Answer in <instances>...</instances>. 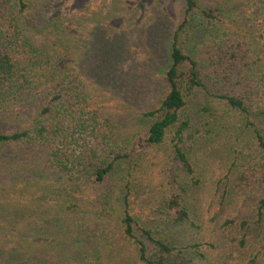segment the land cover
<instances>
[{
    "label": "trees",
    "instance_id": "trees-1",
    "mask_svg": "<svg viewBox=\"0 0 264 264\" xmlns=\"http://www.w3.org/2000/svg\"><path fill=\"white\" fill-rule=\"evenodd\" d=\"M183 1V16L173 32L170 61L162 76L167 91L157 107L143 113L150 120L133 142L129 160L136 163L135 157L146 149L168 143L169 190L161 203L164 217H159L154 226L139 224L129 211L126 192L121 199V216L111 227L125 247L113 254L115 264H190L189 250L200 258L204 256L201 247L205 243L182 245L176 233L195 224L187 196L201 180L193 156L197 131L183 110L196 91L210 97L200 104V111L213 115L214 105L216 110L245 115L251 137L236 141L221 182L226 191L254 193L255 222L263 218L264 50L258 49L255 39L222 28L225 8L218 2ZM28 6L27 0H0V149L15 146L27 153L16 161L9 154L0 160V171H11L14 180L7 189L38 187L43 180L102 184L130 153L120 152L107 118L89 111L79 74L66 70L60 61L55 63L56 58L62 59L61 54L50 53L25 35ZM62 44L68 51V45ZM71 53L76 54L77 48ZM30 110L34 117L29 123L24 121V114ZM209 118L214 119L210 124L217 123L215 115ZM31 150H36L39 160ZM49 173L52 178H47ZM11 199L14 202L15 197ZM52 199L62 205L60 211L63 204L74 200L68 193H55ZM31 200H17L12 207L2 205L0 209V264H52L74 252L71 244L75 231L70 222L58 223L55 217L56 229L47 236L48 243L40 241L41 249L32 248V237L41 231L36 233L27 215L21 217V212L30 213ZM69 234L71 243L64 247L67 241L63 237ZM39 238L43 236L39 234ZM46 244L53 247V255L45 251Z\"/></svg>",
    "mask_w": 264,
    "mask_h": 264
},
{
    "label": "rangeland",
    "instance_id": "rangeland-1",
    "mask_svg": "<svg viewBox=\"0 0 264 264\" xmlns=\"http://www.w3.org/2000/svg\"><path fill=\"white\" fill-rule=\"evenodd\" d=\"M208 1H216L225 8L222 28L255 39L258 49L264 50L263 0ZM27 2L25 35L50 53L61 54L62 59L56 58L55 63L60 61L66 70L79 74L89 111L107 118L121 146L120 152L129 151L130 157L121 160L116 172L99 185L43 180L38 187L8 190L14 181L11 171H0V209L2 205L12 207L17 200L32 199L30 213L21 212V217L27 215L36 226V233L41 231L42 240L39 234L32 237L35 250L48 243L47 236L56 229L54 217L58 223L70 222L75 231L71 244L74 252L52 264H115L113 254L125 247L111 227L121 216V199L126 192L129 211L139 224L154 226L159 217H164L161 203L169 190V145L166 142L146 149L135 157L136 163L129 161L133 155L130 149L149 123L150 118L143 113L157 107L167 91L162 76L169 65L170 42L182 19L184 1ZM62 43L68 45V51L61 47ZM74 47L76 54L71 53ZM209 99L204 91H196L188 97L183 110L197 131L193 156L201 180L189 189L187 196L195 224L185 231L177 230V238L183 240L182 245L205 243L201 247L202 258L191 250L187 252L192 257L190 264H264V214L257 224L255 194L226 191L221 182L225 166L234 156L236 141L251 137L247 119L240 113L216 110L213 104V115L200 111V104ZM33 115L32 111L24 114V121L30 123ZM214 115L217 123L210 124L214 119L209 117ZM21 149L15 146L0 149V160L7 154L14 157L13 161L20 159L27 154ZM30 152L39 160L36 150ZM42 171L45 173L47 169ZM47 178H52L50 173ZM55 193H68L74 200L63 204L60 211L62 205L52 199ZM66 206L73 210L67 211ZM63 238L67 241L64 247L69 246L70 234ZM40 241L43 243L39 244ZM52 248L50 244L44 246L50 255ZM129 249L132 250L130 245ZM86 254L91 256L88 258Z\"/></svg>",
    "mask_w": 264,
    "mask_h": 264
}]
</instances>
